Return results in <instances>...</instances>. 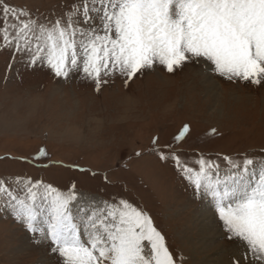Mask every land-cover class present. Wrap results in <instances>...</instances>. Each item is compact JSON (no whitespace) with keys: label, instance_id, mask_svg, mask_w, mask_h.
<instances>
[{"label":"rangeland","instance_id":"rangeland-1","mask_svg":"<svg viewBox=\"0 0 264 264\" xmlns=\"http://www.w3.org/2000/svg\"><path fill=\"white\" fill-rule=\"evenodd\" d=\"M5 2L25 10L23 18L46 22L66 19L73 4L83 0ZM205 68L203 60L173 73L155 66L127 86L116 72L104 77L109 83L98 93L82 66L68 80L57 77L46 63L32 64L28 51H17L15 42L5 43L0 34V90L17 94L9 108L25 116L71 112L85 130H105L103 143L91 148L55 146L46 131L0 140V179L13 189L17 177L65 191L74 183L78 198H88L73 202L74 209L89 212L101 201L128 199L149 213L178 262L249 264L246 244L223 229L211 197L195 194L171 158L161 161L151 151L156 138L161 150L176 152L188 166L198 167L195 161L204 154L221 164L222 173L225 155L264 156V86L229 81ZM185 124L189 133L176 141ZM41 147L48 155L37 158ZM51 247L50 241L33 242V234L6 207L0 211V264H61Z\"/></svg>","mask_w":264,"mask_h":264},{"label":"snow or ice","instance_id":"snow-or-ice-1","mask_svg":"<svg viewBox=\"0 0 264 264\" xmlns=\"http://www.w3.org/2000/svg\"><path fill=\"white\" fill-rule=\"evenodd\" d=\"M0 13L5 43L14 41L32 64L46 63L65 80L82 66L98 93L109 83L104 77L116 72L127 86L155 66L173 73L200 60L205 71L229 81L264 86V0H83L66 19L46 22L23 18L25 10L0 0ZM189 131L185 124L174 139ZM151 151L161 161L171 158L195 194L211 197L223 229L246 244L249 264H264V156L225 155L222 173L221 164L204 154L198 167L188 166L176 152L161 150L156 138ZM47 155L41 147L37 158ZM78 199L88 198H78L74 183L65 191L17 177L13 189L0 179V211L10 210L33 242L50 241L61 264H182L143 208L120 198L89 212L74 209Z\"/></svg>","mask_w":264,"mask_h":264},{"label":"clouds","instance_id":"clouds-1","mask_svg":"<svg viewBox=\"0 0 264 264\" xmlns=\"http://www.w3.org/2000/svg\"><path fill=\"white\" fill-rule=\"evenodd\" d=\"M16 95L0 90V140H23L46 131L48 141L55 146L91 148L103 143L105 130H85L78 125L75 113L57 111L25 116L9 108L15 103Z\"/></svg>","mask_w":264,"mask_h":264},{"label":"bare ground","instance_id":"bare-ground-1","mask_svg":"<svg viewBox=\"0 0 264 264\" xmlns=\"http://www.w3.org/2000/svg\"><path fill=\"white\" fill-rule=\"evenodd\" d=\"M210 213V211L208 212V214ZM212 214V213H211ZM210 215V214H209ZM204 231V230H203Z\"/></svg>","mask_w":264,"mask_h":264}]
</instances>
